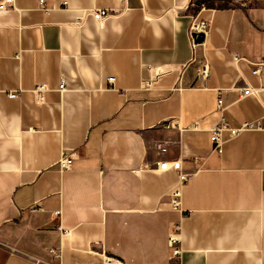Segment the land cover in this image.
Instances as JSON below:
<instances>
[{"label":"crops","instance_id":"0c3cea01","mask_svg":"<svg viewBox=\"0 0 264 264\" xmlns=\"http://www.w3.org/2000/svg\"><path fill=\"white\" fill-rule=\"evenodd\" d=\"M94 7L114 12L78 21ZM193 18L208 23L191 48ZM245 84L256 93L241 96ZM217 90L231 124L260 125L219 152L208 133ZM161 159L190 173L179 207L176 172L154 169ZM174 224L180 264H264V0H10L0 9V264H167Z\"/></svg>","mask_w":264,"mask_h":264},{"label":"built area","instance_id":"2783aa9c","mask_svg":"<svg viewBox=\"0 0 264 264\" xmlns=\"http://www.w3.org/2000/svg\"><path fill=\"white\" fill-rule=\"evenodd\" d=\"M40 2L42 0H39ZM242 3V1H241ZM10 4V0H0V9L5 7L6 5ZM114 11L105 8V7H94V8H88L84 9L79 17L78 21H81L87 16H90L95 21H102L106 17H108L110 14H112ZM207 19L204 18H193L191 19L189 26H188V37L190 40L191 48L195 45L194 35L193 33L201 32L205 33L207 28ZM235 57H237L235 55ZM253 67L251 68L252 73H258L259 71V64L260 62H253ZM197 73L200 77H205L208 74V64L204 60L202 61L197 69ZM107 81L112 80V76L106 77ZM150 82L149 80L146 81V84L148 85ZM57 88L59 90H62L64 88L63 81H60L57 85ZM47 89V85L45 83L39 82L35 83V85L32 87L33 96L36 101H42L43 100V93ZM256 89L250 87L248 84L243 85L240 88V95H247V94H255ZM9 96H13V93H8ZM216 97H215V111L217 112L214 121L210 124L208 127V133H209V140L212 143L213 149L217 152L220 151V145L222 141L227 137H232L236 135L237 133L243 131V130H250V129H258L260 128V125L257 120H242L239 121L236 124H231L227 117L222 114V109L224 108V105L222 103L221 97H220V90L216 91ZM226 133V136H223V133ZM165 143H156V147L164 151L165 150ZM75 151L70 150L68 152L61 153L60 157L57 159V164L60 169L67 168L71 162V159L75 155ZM172 168L176 172V182L172 185L170 191H169V201L172 207H179L180 201V187L182 183H184L190 176V173L183 172L179 168V161L178 159H174L171 162L166 159H161L160 161H157L155 163L154 169L162 171L165 169ZM180 240V231L179 226L177 224H174L170 227L168 235H167V244L169 247V252L167 254V264H180V252L181 247L179 244ZM49 252H51L54 256H58V250L49 248Z\"/></svg>","mask_w":264,"mask_h":264},{"label":"water","instance_id":"95a60500","mask_svg":"<svg viewBox=\"0 0 264 264\" xmlns=\"http://www.w3.org/2000/svg\"><path fill=\"white\" fill-rule=\"evenodd\" d=\"M193 35H194V39L193 40L195 42H200V41L203 40V33L197 32V33H193Z\"/></svg>","mask_w":264,"mask_h":264}]
</instances>
